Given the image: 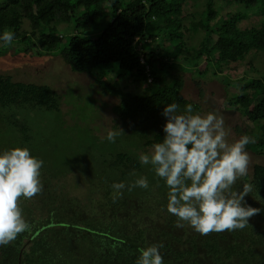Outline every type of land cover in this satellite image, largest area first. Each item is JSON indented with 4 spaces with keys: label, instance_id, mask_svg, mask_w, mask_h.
<instances>
[{
    "label": "trees",
    "instance_id": "16d2710c",
    "mask_svg": "<svg viewBox=\"0 0 264 264\" xmlns=\"http://www.w3.org/2000/svg\"><path fill=\"white\" fill-rule=\"evenodd\" d=\"M198 2L0 0V31L10 30L15 33L13 43L19 45L18 50L30 49L58 55L72 71L88 73L103 94L117 97L113 112L124 127L129 129L130 134L137 141L143 140L146 146H152L163 139L166 118L161 113L165 105L177 102L183 109L186 104L191 103L181 94L184 84L182 73L192 70L191 72H197L200 76L209 72L219 78L229 91L225 106L240 112L247 121L255 125L253 133H246L255 138V143L247 145V149L257 155H264V131L260 124L264 121V76L242 75L231 79L227 72L249 54L259 55L260 57H254H259L264 62V0H205L201 12L192 11L191 7L197 6ZM61 16L66 18L64 25L60 24L63 22ZM251 18L256 22L250 24L246 21ZM26 21L28 27L24 28ZM151 31L154 33L151 34ZM213 35L216 39L212 38ZM155 40L157 44L153 47L151 43ZM5 48L6 46H0V53ZM250 66L257 70L254 65ZM262 70L264 71V68ZM123 80L130 82L133 88L128 89L121 85ZM58 98L57 92L46 84L15 81L9 75L0 73L1 123L16 129L22 135L25 147L30 150L28 145L32 141V135L28 133L29 128L25 121L15 118L16 112L10 111V106L23 105L30 110L39 107L59 112ZM192 105L194 109L198 108L196 104ZM4 109L8 110V113L2 111ZM31 154L38 157L34 152ZM111 166L116 171L121 169L122 175H128L139 163L130 154L118 152ZM125 168L126 170H123ZM49 172L52 173L46 167L41 169L44 187L39 194L45 195L43 204L49 202L51 206H56V203L69 206L75 203L79 207L74 210L79 213L73 218H68L65 214L52 216L55 207L49 206V222L40 227H33L34 224H31L30 231L19 234L16 242L3 247L0 259L5 260V263L14 261L15 264H51V261L46 259L47 256L59 253L58 249L61 248L60 243L53 242L62 239V236L64 239L68 238L67 240L78 238L79 230H83L77 223L82 222V214L84 216L87 211L84 210L85 206L82 207L76 201H59L49 192ZM238 182L235 185L238 190H242L243 182L253 183L255 187L252 195L255 197L257 191L261 198H264V165L255 164L252 172ZM153 186V197L164 196L159 184ZM108 187L111 188L110 185ZM108 187L102 189L95 181H92L91 185L88 183L91 194L104 191L105 197L103 202L98 199L97 206L92 205L90 210L98 214L99 206H111L110 213L117 216L113 209L117 203ZM252 195H247L245 200L261 211L249 218L247 228L252 227V222H262L264 214V200L257 201ZM28 200L30 199L21 198L19 203L29 208L25 203ZM105 203L106 205H103ZM126 203L122 199L119 206L122 208ZM120 211L119 208L118 217L121 215ZM123 219L121 218L122 221ZM140 222L142 221H139V224ZM122 226L121 224V227L115 230L120 237L109 235V228L107 231L93 229L103 234H94L97 239L93 241L102 242V254L105 256L96 258L93 264H135L142 245L148 246L156 242L148 238L147 235L151 233L148 228H145L149 231L145 235L134 234V240H126L125 227ZM85 233L93 236L92 233ZM169 235L164 233V236ZM27 236L32 241L29 250L21 244ZM233 236L235 240L240 238V234L234 233ZM256 240L261 241L258 238ZM196 241H193L194 245ZM251 242L253 245L252 240ZM158 243L163 245L165 251L168 250L165 254L176 258V261L186 259L190 262L191 257L197 256L194 254L199 250L194 246L193 250L171 253L173 244L169 239L165 243H161V240ZM90 244L92 245L91 241ZM205 245L214 264L223 263L222 257H239L242 259L241 264H254L255 257H261L253 252V247L230 253V248L235 250V246L223 247L217 237L207 239ZM260 261L259 264H264V259Z\"/></svg>",
    "mask_w": 264,
    "mask_h": 264
},
{
    "label": "rangeland",
    "instance_id": "374dc122",
    "mask_svg": "<svg viewBox=\"0 0 264 264\" xmlns=\"http://www.w3.org/2000/svg\"><path fill=\"white\" fill-rule=\"evenodd\" d=\"M198 1L197 6L191 7L192 11L201 12L204 9L205 0ZM186 7L188 8V6ZM187 8L185 9L187 10ZM61 19L63 22L60 24L64 25L67 22L66 18L61 16ZM246 21H249L250 24L256 22L254 18ZM23 27H28L27 21ZM150 33L153 34L154 32L151 31ZM212 38L216 39L214 35ZM156 44L157 40L151 43L153 47ZM17 47L19 45L13 43L11 46H6L5 50L0 53V73L9 75L15 81L50 86L58 94L59 112H52L39 107L30 110L23 105H11L10 111L16 112V119L26 122L29 128L28 133L32 135V141L28 145L31 152L37 154L38 158L44 161L42 168L45 169L46 167L54 174L52 175L49 172L51 180L48 187L49 192L54 194L59 201H76L82 207L85 206L84 210H87L84 212V216L82 214V222L77 223V226L84 230H79V241L76 237L67 240L68 238L64 239L63 236L62 239L54 241L53 243H60L61 248L58 249L59 253L47 256L46 259L50 260L51 264H93L96 258L105 257L102 254V242L100 240L93 241V239H97L94 234H103L93 229L107 231L109 228V235L118 237L119 234L115 230L121 227V224L122 227H125L126 240H132L134 234L144 233L145 235L146 232L150 231L152 234L149 233L147 236L149 239H154L155 243L160 240L161 243H165L168 239L172 242L171 253L186 249L193 250L192 247L194 248V246L199 249L197 250L198 253L194 254L197 256L191 257L189 262L186 259L176 261V258L165 254L168 253V250L165 251L164 248H161V255L166 264H214V260L208 255V248L205 245L206 240L211 239V237H217L219 244L223 247L235 246V250L230 248V253L253 247V252L261 256L255 257L254 264H259V261L264 259V214H262L263 218L261 217L262 222L253 223L250 219L252 227H245L232 232H212L208 235H200L188 226L182 229L177 228V218L168 213L165 208L168 189L164 181L155 176L150 165H141L138 159L141 153L148 152L152 146L144 145L143 140L137 141L113 112L112 108L118 101L117 97L103 94L93 77L85 72L72 71L69 65L58 55L40 53L30 49L23 51L18 50ZM254 56L259 55L249 54L244 60L236 62L235 68L227 70L230 78L235 79L242 75L263 77L264 62L259 58L260 56ZM251 64L257 70L251 68ZM191 71L186 70L182 73L184 84L181 94L192 104L198 106L194 110L199 111L201 114L215 111L223 116L225 125L229 129L228 139L230 142L247 132L253 133L255 125L247 121L240 112L225 106L229 91L221 80L209 72L198 76L197 72ZM121 85L128 89L133 88L132 84L125 80L121 81ZM2 111L8 113V110L4 109ZM10 111L9 113H11ZM260 124L264 131V121H261ZM118 127L124 133L119 135L114 143L109 142L105 138L107 131L118 130ZM17 146L25 147L22 135L16 129L3 125L0 120V150ZM247 151L250 157V173L255 164L264 165V155H257L249 149ZM118 152L130 154L139 163V166L130 174L122 175L121 169L116 171L111 166L112 160L116 158ZM123 170H126V168ZM140 175L148 177L149 188L135 187L131 191L127 188L122 190L123 195L113 199L117 203V206L113 208L117 214V216L114 215L116 218L112 219L114 216L110 213L111 206L110 208L99 206L98 214L90 210L92 205L97 206L96 201L98 199L103 202L105 197L104 191L99 194H91L88 190V183L91 185V182L95 181L102 186V189H105L106 186H111L113 182L124 181L126 184L132 182ZM237 183L239 182L237 181ZM153 184H159L164 196H152L155 186ZM108 190L112 191L111 193L114 196L112 187ZM44 196V194H37L30 198L25 202L26 205L30 206L29 208L25 205L21 206L19 203L25 219L30 225L34 224L33 227H40L45 222H49L47 220L50 217V209L54 207L52 216L65 214L68 218H73L79 213L78 210H74L79 206L75 203L71 204L72 202L69 206L58 203H56V206L53 204L51 206L49 202L43 204ZM122 199L127 203L121 208L119 204ZM103 205H106V203ZM119 208L121 209V217H118ZM126 211L128 216L125 213ZM121 218L125 219L122 221ZM139 221L142 222L139 224ZM145 228H148L149 231ZM85 232L92 233L93 236H88ZM164 233L171 236H164ZM234 233L240 234V238L235 240ZM223 236L226 238H223ZM257 238L261 241L256 240ZM251 240L254 243L253 245ZM90 241L92 245H89ZM117 241L121 242V240ZM193 241H196L195 245ZM14 242H16V239L11 243ZM21 244H24L25 249L29 250L32 245L31 238L27 236ZM3 247L0 246V254ZM142 247L144 248L146 245H142ZM72 255L74 256L72 257ZM241 260L239 257H222L223 263L221 264L225 262H228L227 264H241ZM2 261L0 264H15L14 261L6 263L5 260Z\"/></svg>",
    "mask_w": 264,
    "mask_h": 264
},
{
    "label": "clouds",
    "instance_id": "9594fccd",
    "mask_svg": "<svg viewBox=\"0 0 264 264\" xmlns=\"http://www.w3.org/2000/svg\"><path fill=\"white\" fill-rule=\"evenodd\" d=\"M14 40L13 31H0V46H11ZM161 114L166 118L163 139L138 159L164 181L168 189L165 208L177 218L176 227L188 226L200 235L244 229L249 218L261 211L245 200L254 191L253 183L243 182L242 190L235 187L249 174L247 145L255 143V138L244 134L230 142L223 116L215 111L201 114L191 103L183 109L177 102L169 103ZM122 133L118 127L108 130L105 138L114 143ZM43 165L44 161L32 155L28 147L0 151V246L30 231L19 200L42 192ZM111 187L115 199L126 188L148 189L149 180L140 175L127 184L113 182ZM254 198L264 200L257 191ZM162 247L153 243L139 249L135 264H164Z\"/></svg>",
    "mask_w": 264,
    "mask_h": 264
},
{
    "label": "built area",
    "instance_id": "2783aa9c",
    "mask_svg": "<svg viewBox=\"0 0 264 264\" xmlns=\"http://www.w3.org/2000/svg\"><path fill=\"white\" fill-rule=\"evenodd\" d=\"M140 60L143 61L142 58Z\"/></svg>",
    "mask_w": 264,
    "mask_h": 264
}]
</instances>
